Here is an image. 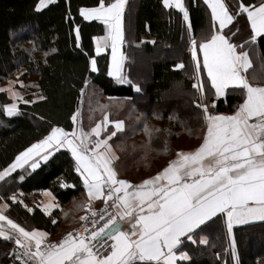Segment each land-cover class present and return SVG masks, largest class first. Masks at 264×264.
Returning <instances> with one entry per match:
<instances>
[{
    "label": "snow or ice",
    "instance_id": "6c2138e0",
    "mask_svg": "<svg viewBox=\"0 0 264 264\" xmlns=\"http://www.w3.org/2000/svg\"><path fill=\"white\" fill-rule=\"evenodd\" d=\"M53 2L39 0L36 10ZM203 2L210 9V30L206 37L197 38L184 0H162L164 8L178 10L185 22L195 80L192 87L198 94L196 107L202 110L207 122L203 142L192 152H179L177 158L157 175L134 185L118 178L115 163L119 156L110 143L118 132L124 131V121L110 120L109 105L98 104L93 111H100L102 119L85 131L82 126H77L81 116V108L77 107L71 116V131L52 125L46 135L20 151L0 170V181L12 178L13 173L21 170L16 180L23 183L26 176L46 165L61 149H67L74 161V171L86 191V200L75 205L77 210L87 208L88 214L80 217L85 223L82 230H75V234L69 231L59 242H47L49 233L26 230L9 218L5 214L9 204L0 196V238L12 240L19 246L13 252L15 260L21 264H134L137 260L177 264V260H190L188 253L180 250L184 241L197 243L194 237L205 231L210 222L223 218L234 251V225L264 221V84L255 83L256 75H247L252 63L248 51L244 50L248 44L255 45L258 38L264 39V0L258 3L237 0L234 8L226 0ZM127 4L128 0H110L108 3L99 0L98 6L80 8L79 14L84 20H100L106 26L107 34L94 38V50L100 54L111 48L107 75L141 94L140 85L130 80L125 72L127 57L121 51L125 42L123 20ZM241 18L246 19L250 27L249 39L237 42L233 40L236 35L233 29ZM74 31L79 42V26ZM55 51L47 50L44 55ZM89 65L90 72H99L95 56L89 58ZM173 67L185 69L182 62ZM88 83L85 79V86ZM17 84L24 88L38 87L25 85L17 79L9 81L7 88H0V92L6 93L12 101L0 105L7 117L21 114L18 102H34L24 99L16 90ZM229 89H238L244 94L243 103L238 105L235 113L210 112V108H215L212 98L224 97ZM84 91L82 87L81 99ZM36 99L46 98L38 95ZM205 99L212 103H204ZM110 124L112 128L108 127ZM144 131L151 138L152 130L146 122ZM60 187L75 189L76 186L62 182ZM41 191L56 200L50 190ZM23 195V192H13L8 199L19 203L29 213L34 212V208L24 204ZM101 197L105 207L98 212L91 204ZM59 207L58 203H49L42 210L51 215L49 209ZM56 222L51 220L53 224ZM89 222L100 224V227L90 230ZM108 241L112 243L105 255L100 249H105ZM199 243L207 244L208 240L200 237ZM97 244L100 247L94 251Z\"/></svg>",
    "mask_w": 264,
    "mask_h": 264
},
{
    "label": "trees",
    "instance_id": "16d2710c",
    "mask_svg": "<svg viewBox=\"0 0 264 264\" xmlns=\"http://www.w3.org/2000/svg\"><path fill=\"white\" fill-rule=\"evenodd\" d=\"M109 1L104 0L105 3ZM38 2L0 0V88H4L7 79L19 71H23L22 78L36 76L38 85L35 88L36 95L28 98L34 102H18L21 114L7 117L0 110V170L20 151L46 135L52 125L71 131V116L77 107L81 108L77 126H82L85 131L102 119L100 111H93L98 104L109 105L110 120L124 121V131L118 132L110 143L119 156L115 163L118 175L129 181L132 179L124 176V171L130 170L131 165L136 172L148 168L147 176L150 177L166 165L160 162V158L165 160L171 155L173 142L180 138V134L188 137V134L207 129L202 110L196 107L198 94L192 87L195 80L189 60L188 33L178 10L164 8L162 0H129L123 20V49L127 57L125 72L142 89L141 94H136L129 85H121L107 75L110 51L95 53L94 38L104 35L106 26L97 20H84L79 14L80 8L96 7L99 0H55L37 11ZM185 4L193 34L197 38L206 37L210 30V11L207 6L203 0H185ZM239 22L241 26L245 25L243 20ZM76 26L80 30L79 42L74 31ZM159 48L164 53L160 54ZM51 49L56 51L45 57V51ZM249 55L252 67L248 69L247 75H256L258 79L255 83H264V74L258 72L264 71V39L258 38L257 43L251 46ZM91 56L97 59L98 73L90 72ZM256 56L258 59H255ZM137 57L140 58L138 64ZM178 62H182L185 69L174 68ZM143 63L149 64V71L145 78H140ZM85 79L89 80L87 86L84 84ZM88 85L95 88L92 89V95L98 90L105 100H91L93 98L90 96L84 100ZM176 85L180 89L178 95L172 100L166 99L164 95L174 94ZM82 87L85 91L81 99ZM38 95L46 99H36ZM243 99L244 94L240 90L229 89L224 97L216 98L215 108L209 111L215 114L233 113L243 103ZM212 100L205 99L203 102L210 104ZM11 102L6 93L0 92V105ZM175 106L178 108H173ZM145 122L152 130L151 138L144 131ZM108 127L112 128L113 125ZM161 163L164 166L157 168ZM20 171L13 173L12 178L0 181V196L7 198L10 205L8 214L17 221L45 228L54 236L59 235V224L51 223L52 216H46L38 208L29 213L19 203H12L8 197L19 191L23 192V198L28 202L32 197L36 198L35 192L49 189L63 206L80 198L85 190L79 175L74 171L70 153L67 149H61L46 165L26 176L23 183L16 180ZM140 179L132 183L140 184ZM62 182L76 187L61 188ZM233 234L234 251L223 218L215 223L210 222L205 231L194 237L197 243L184 241L180 250L186 251L190 260H179L177 264H264V248L259 251L245 243L248 239L264 238V221L235 225ZM200 237H206L208 243L200 244ZM15 247L14 241L0 238V264L15 262ZM203 252L208 253V257L197 255L205 254Z\"/></svg>",
    "mask_w": 264,
    "mask_h": 264
},
{
    "label": "rangeland",
    "instance_id": "374dc122",
    "mask_svg": "<svg viewBox=\"0 0 264 264\" xmlns=\"http://www.w3.org/2000/svg\"><path fill=\"white\" fill-rule=\"evenodd\" d=\"M106 50H109V51H111V48L109 47L108 49H106ZM158 51H159V53L161 54V53H164L163 52V49L162 48H159L158 49ZM125 55V54H124ZM126 56V55H125ZM139 56H141V55H139ZM140 58L139 57H137V64H138V60H139ZM150 59H151V57H150ZM140 70H141V76H139L140 78H145L146 77V75L148 74V71H149V64L147 65V64H145V63H143L142 65H141V67H140ZM21 73H23V71H19V72H17V73H15V74H11L12 76H10L9 77V79H7V81H6V84H5V86H4V88H7L8 87V82L9 81H15V80H17V79H19V80H22L23 82H24V84L25 85H36V82H35V78H36V76H33V75H29V76H27V77H25V78H22L21 77ZM138 77V78H139ZM15 87H16V90L17 91H19L20 93H22V95H23V97H24V99H28L29 97H32V95H36L35 93H37V91H36V87H32V86H29V87H26V88H24V87H21L19 84H17V85H15ZM91 86L90 85H88V87H87V91H86V94H85V96H84V100H88V98H89V96H90V98H93V99H91V100H105V97L100 93V91H98L97 90V93L96 94H94V95H92L93 94V90L92 89H95V88H91ZM175 90H174V94H166V95H164V97L166 98V99H174L175 98V96H176V94L177 93H179L180 92V89H178L179 87L176 85L175 87ZM88 89H90V90H92L91 92H89L90 90H88ZM88 95V96H87ZM92 95V96H91ZM178 95V94H177ZM173 108H178L177 106H175V107H173ZM188 109V108H187ZM192 111V110H191ZM205 134H206V130H200V131H198V132H196L195 134H193V135H190V134H188V137L187 136H181V134L179 135V139L177 140V141H175V142H173V147H172V153H171V155H169V156H167V158L165 159V160H162L163 159V157H161L160 158V162H164V165L165 164H167V161L168 160H170L171 159V161L172 160H174V157L176 156V155H178V153L179 152H181V151H183V152H185V153H188V152H192V151H194L195 149H196V147H197V145L200 143V142H202L203 141V138H204V136H205ZM127 153V152H126ZM125 163H127V161H125ZM131 165V164H130ZM163 165V166H164ZM162 166V163H161V165H159L157 168H161V167H163ZM157 168H155V170H157ZM126 169H127V167H126ZM148 168L147 169H144L143 171L141 170L140 172H136L137 170H135V169H133L132 168V165H131V169L129 170H125L124 172V176H129L131 179H132V181H135V180H138V178L140 179V177H141V179H140V182L139 183H142L143 182V180H145L148 176ZM134 171V172H133ZM145 171H146V173H145ZM136 173H139V175H138V177L137 176H135V174ZM154 172H150V174H153ZM132 181H130L131 182V184H132ZM37 197V196H36ZM36 199V198H35ZM33 197H32V199L31 200H29L27 203L28 204H32L33 203V201L35 200ZM79 199H80V201H79ZM7 200V198H5V201ZM4 201V202H5ZM85 200H84V197H83V195L80 197V198H78V199H75V200H73L72 201V203L69 205V206H67V208H65V210H63L62 211V213H61V216H65L64 215V213L65 212H67V211H71V210H75V205H77L78 204V202H84ZM7 202V201H6ZM9 204V203H8ZM9 208H10V205H9ZM9 208H8V210H9ZM8 210L6 211V215H8ZM9 216V215H8ZM10 217V216H9ZM74 225H76V224H74ZM74 225H72V226H74ZM72 226H70V227H72ZM66 229H68V228H66ZM65 229V230H66ZM58 236V235H57ZM57 236H55V237H57ZM54 237V238H55ZM247 245H250V246H252V247H256V248H258V250L260 251V249L263 247L264 248V238H261V239H252V240H246V242H245ZM14 246H16L15 245V243H14ZM183 246V245H182ZM203 253H205V254H199V253H197V255L198 256H206V257H208V253H206V252H203Z\"/></svg>",
    "mask_w": 264,
    "mask_h": 264
},
{
    "label": "crops",
    "instance_id": "0c3cea01",
    "mask_svg": "<svg viewBox=\"0 0 264 264\" xmlns=\"http://www.w3.org/2000/svg\"><path fill=\"white\" fill-rule=\"evenodd\" d=\"M55 1V0H54ZM110 2V1H109ZM128 2H129V0H128ZM184 2H185V0H184ZM226 2L227 3H229L230 4V7L231 8H234L235 7V5H236V2H237V0H226ZM259 2V0H256V1H254V2H251V3H258ZM207 6V5H206ZM209 11H210V9H208ZM240 20H243V22L245 23V25L244 26H241V23L239 22L237 25H236V28H234L233 29V31H235L236 32V35L233 37V40L234 41H237V42H244V41H246V40H248L249 39V30H250V27H249V25H248V23L246 22V19H243V18H241ZM97 21H99V22H102V21H100V20H97ZM103 23V22H102ZM104 24V23H103ZM237 29H238V31H237ZM107 34V31H106V33L104 34V35H106ZM104 35H101V36H104ZM253 44H248L247 46H245V49L244 50H246V51H248V54H249V50H250V48H251V46H252ZM121 51L123 52V54H125L124 53V49H123V45L121 46ZM249 58H250V60H251V56L249 55ZM255 59H258V56H256V58ZM110 62H111V51H110ZM252 63V62H251ZM258 72H260V73H262V74H264V71L263 70H258ZM260 84H264V83H262V82H260ZM215 104H216V98H215ZM212 103V102H211ZM210 103V104H211ZM236 111V110H235ZM235 112H233V113H230V114H223V115H231V114H234ZM206 134H207V129H206ZM205 134V135H206ZM101 138H103V133H102V137ZM203 142V141H202ZM202 142H200L198 145H197V147L196 148H198L199 146H200V144L202 143ZM177 158V155L174 157V159H176ZM169 162H171V159L170 160H168L167 161V164L164 166V167H166L168 164H169ZM163 167V168H164ZM163 168L161 169V170H159L156 174H154V175H152V176H150V177H147L146 179H148V178H151V177H154L155 175H157L160 171H162L163 170ZM118 178H120L119 177V175H118ZM122 179H125V178H122ZM125 180H127V179H125ZM129 181V180H128ZM130 182V181H129ZM132 184H134V185H139V184H135V183H132ZM141 184V183H140ZM46 190H49V189H46ZM129 191L130 192H134L135 190L134 189H129ZM53 193V192H52ZM35 194H36V199L33 201V203L32 204H28L27 203V200H25L24 198H23V196L21 197V199H23V201H24V204H26L28 207H31V208H38V209H40L41 211H43L42 209H43V206L44 205H47V204H49V203H58L59 205H60V207L59 208H51V209H49V211H50V213H51V215H48V214H45L46 216H52V219H55L57 222L56 223H58L59 224V226L57 227V233L59 234V235H61L64 231H65V229L66 228H69L70 226H72V225H74V224H76V223H78L79 222V220H80V217L81 216H83L84 215V213L87 211V208H81V209H79V210H77L76 209V207H74L75 208V210L73 211V210H71L70 212L69 211H67V213H68V215L67 216H61V213H62V211L63 210H65V208H67V206H69V205H66V206H63L60 202H59V200L56 198V200L55 201H53L52 200V197H50V196H47V195H44L43 194V192L40 190V191H37V192H35ZM54 195V194H53ZM55 196V195H54ZM56 197V196H55ZM83 197H84V200H86V191H84V194H83ZM102 197L101 198H97V199H94L93 201H92V204L91 205H99L101 202H102ZM79 201H80V199H79ZM8 203V202H7ZM78 204H80V202H78ZM9 215V214H8ZM10 216V215H9ZM9 218H11V219H13L15 222H17V223H19L22 227H25L26 228V230H33V229H36V230H40V231H45V232H47V233H49V235H48V237L46 238V240H52L55 236H54V234H51L50 233V231L49 230H47V229H45V228H39V227H36V226H33L32 224H29V223H23L22 221H17L15 218H13V217H9ZM256 221H260V220H256ZM53 224V223H52ZM54 225V224H53ZM235 226V225H234ZM127 227V226H126ZM58 235V236H59ZM19 246H17L16 245V247H15V249H17ZM177 261H179V260H177ZM12 264H21V262L20 261H18V260H15V262H13ZM134 264H153V262H146V261H135L134 262Z\"/></svg>",
    "mask_w": 264,
    "mask_h": 264
},
{
    "label": "built area",
    "instance_id": "2783aa9c",
    "mask_svg": "<svg viewBox=\"0 0 264 264\" xmlns=\"http://www.w3.org/2000/svg\"><path fill=\"white\" fill-rule=\"evenodd\" d=\"M116 187H119V185H116ZM119 195H123V193H120ZM109 205H111V201L108 202ZM91 207L95 210H97L98 212L100 210H102L105 205H104V201H102L99 205L95 206V205H91ZM111 210V209H110ZM88 214V211L85 212L84 215ZM98 218V217H97ZM91 219V217H90ZM85 222L83 221H79L78 223H76V225L72 226V227H69L68 229H66L61 235L53 238L52 240H48L47 242H59L60 240L63 239V237L69 232V231H73V233L75 234V230L76 229H81L82 230V226ZM100 227V224H96V225H92L90 222L88 223V228L91 230L92 228H99ZM93 243H96V242H93ZM101 243H103V241H101ZM112 243V241H108L107 244L105 245V249H100V251L102 252V254H108V251H110V248H108V245H110ZM99 244H97V248L94 249V251H96L97 249H99Z\"/></svg>",
    "mask_w": 264,
    "mask_h": 264
}]
</instances>
